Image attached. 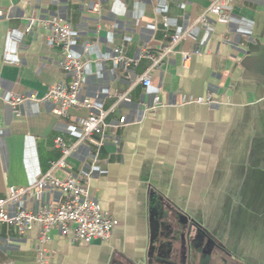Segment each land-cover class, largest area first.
Here are the masks:
<instances>
[{
  "label": "crops",
  "instance_id": "0c3cea01",
  "mask_svg": "<svg viewBox=\"0 0 264 264\" xmlns=\"http://www.w3.org/2000/svg\"><path fill=\"white\" fill-rule=\"evenodd\" d=\"M100 4L101 11L93 7ZM210 0H0V196L30 186L62 156L56 139L76 146L70 168L102 210L117 220L109 241L92 243L41 228L0 226V264H264V0H232L230 21L197 22ZM61 18L84 60L80 97L111 110L98 161L94 140L80 142L89 110L58 115L43 98L70 82L64 53L29 18ZM167 18L168 25H164ZM188 31L155 63L172 36ZM122 46L138 59H115ZM182 52L191 58L184 65ZM8 61H13L10 63ZM149 73L152 83L140 78ZM128 94L130 101H119ZM14 94L27 99L13 107ZM212 96L210 103L193 101ZM160 97L157 109L155 98ZM117 138L118 142H114ZM97 139V136H94ZM65 202L58 190L29 194L9 206L38 210Z\"/></svg>",
  "mask_w": 264,
  "mask_h": 264
},
{
  "label": "built area",
  "instance_id": "2783aa9c",
  "mask_svg": "<svg viewBox=\"0 0 264 264\" xmlns=\"http://www.w3.org/2000/svg\"><path fill=\"white\" fill-rule=\"evenodd\" d=\"M232 0H210L209 6L198 18L197 22L207 23L209 17L215 18L222 23L230 21V6ZM95 12L101 11L100 4L93 7ZM41 25L50 32V41L61 47L64 58L60 65L66 74L71 76L70 82H57L53 84L46 93L43 100L53 102L56 105L55 112L58 115H67L71 108L82 106L89 110L88 115L83 119L81 125L80 142L94 140L97 147L93 162L98 161L100 149L109 140L108 130L114 128L116 131L125 125L126 116H122L118 124H111L108 120L111 110L97 107L89 98H81L84 80V60L76 56L71 45L74 40L75 32L72 25L61 18L42 19L29 18L26 32H31L35 26ZM164 25H168L167 18H164ZM188 31L172 36V44L161 52L160 56H154L144 48L140 57H151L157 64L166 55L175 51L178 44L187 36ZM184 65L190 60V52H182ZM115 59L122 62L124 68L129 70L133 64L138 63V59L127 57L122 46L115 48ZM14 63L13 61H8ZM140 81L145 86L152 83L149 73H145ZM27 98L22 95L14 94L9 99L13 107H17ZM119 101H130V96L126 94L118 95ZM193 101L198 103L212 102V96L198 97ZM161 100L157 96L155 105L151 109H157ZM97 136V139H94ZM114 142H118L114 138ZM56 147L62 151V156L58 160L51 162L50 169L40 176L36 182L30 186H10L5 196H0V226H13L19 233H25L32 226L41 228L38 238V246L45 252L46 245L51 241L52 231L59 229L62 234L70 235L77 240L92 243L95 240L109 241L112 232L117 224V220L107 215L96 200L86 182L80 181L72 175L61 178L56 174L59 169H69V157L76 146L68 145L62 137L56 139ZM47 190H58L64 197L65 202L60 206L43 204L38 210L19 207L14 214L9 212V206L18 202L23 197L33 193L42 196Z\"/></svg>",
  "mask_w": 264,
  "mask_h": 264
}]
</instances>
